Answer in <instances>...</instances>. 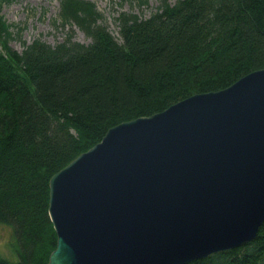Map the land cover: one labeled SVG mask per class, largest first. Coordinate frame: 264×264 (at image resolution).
Here are the masks:
<instances>
[{
	"label": "trees",
	"instance_id": "16d2710c",
	"mask_svg": "<svg viewBox=\"0 0 264 264\" xmlns=\"http://www.w3.org/2000/svg\"><path fill=\"white\" fill-rule=\"evenodd\" d=\"M59 4L65 40L21 53L9 45L21 29L0 14V223L16 257L0 264H47L49 180L110 128L264 68V0H161L147 18L121 12L118 40L90 1ZM187 264H264V223L251 242Z\"/></svg>",
	"mask_w": 264,
	"mask_h": 264
},
{
	"label": "water",
	"instance_id": "95a60500",
	"mask_svg": "<svg viewBox=\"0 0 264 264\" xmlns=\"http://www.w3.org/2000/svg\"><path fill=\"white\" fill-rule=\"evenodd\" d=\"M48 264H187L264 223V69L118 124L49 180Z\"/></svg>",
	"mask_w": 264,
	"mask_h": 264
},
{
	"label": "rangeland",
	"instance_id": "374dc122",
	"mask_svg": "<svg viewBox=\"0 0 264 264\" xmlns=\"http://www.w3.org/2000/svg\"><path fill=\"white\" fill-rule=\"evenodd\" d=\"M92 2L101 15L100 24L119 39L117 17L121 12L147 18L155 12L161 0H87ZM174 3L177 0H167ZM58 0H5L1 15L8 24L21 29H12L9 45L17 52H22L25 45L34 39H41L50 45L62 42L69 33V27H63L57 20ZM74 40L88 44L90 39L77 27L72 28ZM11 226L0 225V255L14 261L15 255L11 243H14Z\"/></svg>",
	"mask_w": 264,
	"mask_h": 264
}]
</instances>
